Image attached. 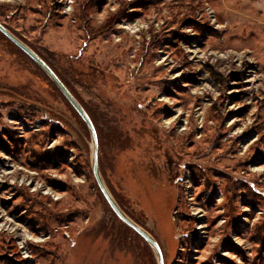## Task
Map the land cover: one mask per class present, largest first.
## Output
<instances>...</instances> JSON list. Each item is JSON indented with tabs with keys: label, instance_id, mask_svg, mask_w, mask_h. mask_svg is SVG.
Returning a JSON list of instances; mask_svg holds the SVG:
<instances>
[{
	"label": "rangeland",
	"instance_id": "rangeland-1",
	"mask_svg": "<svg viewBox=\"0 0 264 264\" xmlns=\"http://www.w3.org/2000/svg\"><path fill=\"white\" fill-rule=\"evenodd\" d=\"M92 119L164 264H264V0H0ZM92 132L0 31V264H159Z\"/></svg>",
	"mask_w": 264,
	"mask_h": 264
},
{
	"label": "water",
	"instance_id": "water-1",
	"mask_svg": "<svg viewBox=\"0 0 264 264\" xmlns=\"http://www.w3.org/2000/svg\"><path fill=\"white\" fill-rule=\"evenodd\" d=\"M0 31H2L7 37H9L18 47H20L24 52H26L37 64L41 66L42 69L51 77V79L56 83L65 97L71 102V104L76 108V110L80 113V115L87 122L94 139V156H93V167L94 172L96 174L98 183L110 203L113 210L117 213V215L130 227H132L135 231H137L156 251L159 264H164L163 261V253L159 243L156 239L145 229L139 226L136 222H134L131 218H129L125 212L121 209L117 201L114 199L110 191L108 190L105 182L103 181L100 168H99V152H98V138L95 126L92 122L91 117L84 109L82 104L77 100V98L71 93L69 88L64 84V82L59 78V76L53 71V69L27 44L21 41L18 37H16L13 33H11L2 23H0Z\"/></svg>",
	"mask_w": 264,
	"mask_h": 264
},
{
	"label": "trees",
	"instance_id": "trees-1",
	"mask_svg": "<svg viewBox=\"0 0 264 264\" xmlns=\"http://www.w3.org/2000/svg\"><path fill=\"white\" fill-rule=\"evenodd\" d=\"M132 228V227H131ZM133 229V228H132ZM148 243V242H147Z\"/></svg>",
	"mask_w": 264,
	"mask_h": 264
}]
</instances>
